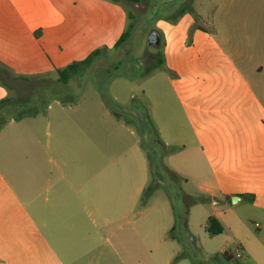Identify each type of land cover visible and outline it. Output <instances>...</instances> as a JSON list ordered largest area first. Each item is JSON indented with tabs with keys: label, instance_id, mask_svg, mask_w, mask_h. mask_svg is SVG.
<instances>
[{
	"label": "rangeland",
	"instance_id": "rangeland-1",
	"mask_svg": "<svg viewBox=\"0 0 264 264\" xmlns=\"http://www.w3.org/2000/svg\"><path fill=\"white\" fill-rule=\"evenodd\" d=\"M53 1L34 18L51 29L60 62L36 43L40 30L28 34L24 9L0 0V256L48 250L78 258L73 264H223L213 258L221 238L205 234L215 211L200 182L211 167L195 164L183 106L184 81L200 79V69L183 60L173 74L166 69L161 28L184 18L187 44L198 29L214 36L221 0ZM80 24L101 42L71 45ZM153 29L159 47L147 43Z\"/></svg>",
	"mask_w": 264,
	"mask_h": 264
},
{
	"label": "crops",
	"instance_id": "crops-1",
	"mask_svg": "<svg viewBox=\"0 0 264 264\" xmlns=\"http://www.w3.org/2000/svg\"><path fill=\"white\" fill-rule=\"evenodd\" d=\"M7 1L24 9L22 20L28 34L34 36L40 30L36 43H44L47 55L62 61L51 40V29L34 18L39 14L37 7L52 6L53 0ZM56 5L60 6L58 0ZM213 20L218 33L211 36L195 30L191 44L185 42L184 18L177 24L161 21L166 39L164 67L173 74L183 60L184 68L200 69V79L184 81L183 106L197 143L189 148L196 152L195 164L204 160L212 171V177L200 182L215 211L207 214L206 223L216 216L224 226L221 234L210 237L221 238L223 245L213 255L230 252L245 264H264V0H221ZM73 28L70 35L75 41L71 45L101 42L100 32L91 29L84 33L82 24ZM53 30L60 31L57 27ZM180 53L185 56L177 57ZM197 53L198 62L193 61ZM7 205L9 210L10 200ZM205 234L209 237L206 229ZM77 260L48 250L0 256V264H73ZM219 261L228 263L223 258Z\"/></svg>",
	"mask_w": 264,
	"mask_h": 264
},
{
	"label": "trees",
	"instance_id": "trees-1",
	"mask_svg": "<svg viewBox=\"0 0 264 264\" xmlns=\"http://www.w3.org/2000/svg\"><path fill=\"white\" fill-rule=\"evenodd\" d=\"M127 2H133V3H140V2H145L147 0H125ZM187 12V7L186 6H182L180 14H184ZM131 34V29L129 31H125L121 37L119 38V40L116 43V46H120L123 42H125L127 40V38L130 36ZM100 53V50H96L93 52L92 55H90L89 57H87L85 60L79 62V63H74L70 66H68L67 68H65L64 70L61 71V80L66 83V81L68 80V76L71 73H74L75 71H77L81 65H86V64H90L92 63L94 57L96 55H98ZM160 63H162V59L159 60ZM2 104V103H0ZM206 230L208 232V234L210 236H216L219 235L223 232V227L220 223V221L215 218V217H210L207 221V227ZM214 260H219L220 258L225 259L226 261H232L235 260V257L230 253V252H224V253H216L213 256Z\"/></svg>",
	"mask_w": 264,
	"mask_h": 264
},
{
	"label": "water",
	"instance_id": "water-1",
	"mask_svg": "<svg viewBox=\"0 0 264 264\" xmlns=\"http://www.w3.org/2000/svg\"><path fill=\"white\" fill-rule=\"evenodd\" d=\"M147 43L151 47H159L161 44V33L157 29H153L148 36ZM237 197H234L232 199L233 202H235Z\"/></svg>",
	"mask_w": 264,
	"mask_h": 264
}]
</instances>
